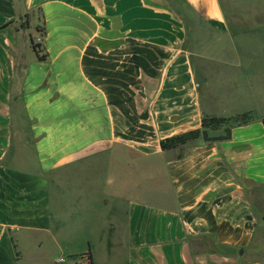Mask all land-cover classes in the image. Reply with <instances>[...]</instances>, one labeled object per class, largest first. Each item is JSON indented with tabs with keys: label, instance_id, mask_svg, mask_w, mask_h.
<instances>
[{
	"label": "crops",
	"instance_id": "crops-1",
	"mask_svg": "<svg viewBox=\"0 0 264 264\" xmlns=\"http://www.w3.org/2000/svg\"><path fill=\"white\" fill-rule=\"evenodd\" d=\"M245 13L236 37L221 0H0V264H264V113L161 147L264 106Z\"/></svg>",
	"mask_w": 264,
	"mask_h": 264
},
{
	"label": "trees",
	"instance_id": "trees-1",
	"mask_svg": "<svg viewBox=\"0 0 264 264\" xmlns=\"http://www.w3.org/2000/svg\"><path fill=\"white\" fill-rule=\"evenodd\" d=\"M29 19L30 15H26V20L21 24L22 28H27L29 25ZM37 31L40 33L41 37H45V27L39 26L37 28ZM32 47L34 51L37 54V57L40 61H46L48 56L47 53L43 51V46L41 42H35L34 40L32 41ZM243 117H246V114L243 115ZM239 117H217V116H208L205 115L203 118V124H202V130H195V131H190L172 138H168L166 140H163L161 142V147L164 151L166 150H172L180 146H185L190 143H193L197 141L198 139L202 138L205 142L208 141H223L227 140L231 137V128L234 125L237 124H242V123H247L249 121H252L254 118L252 116L249 117V120H246L244 122L238 121ZM264 123V117L262 119ZM229 122H235L231 126H228ZM223 127L225 128V133L224 135H220L217 137H213L209 135L210 130H218ZM90 260L92 259L91 254H89ZM92 264V262H91Z\"/></svg>",
	"mask_w": 264,
	"mask_h": 264
},
{
	"label": "rangeland",
	"instance_id": "rangeland-1",
	"mask_svg": "<svg viewBox=\"0 0 264 264\" xmlns=\"http://www.w3.org/2000/svg\"><path fill=\"white\" fill-rule=\"evenodd\" d=\"M175 1L178 4L180 2V0H175ZM221 3L223 6V9L225 11V14L227 16V19H228L229 23L231 24V27L235 30L236 37H244L246 34L244 29L247 28L249 26V24L255 20V18H253L254 20L249 21L250 16H248V14L245 13V10L248 8H253V7H260V6L264 7V0H221ZM257 81H258L257 86L262 87V90H264V80H255L253 83L255 84ZM260 81H262L263 83H260ZM239 97H241V96H239ZM255 97L256 96H253V100L250 101V103L252 102L253 105H256V104L259 105V107H256L255 110H248L245 112H233V114L231 116H228V117H239L238 121L244 122L246 120H249L250 116H252L253 118H257L260 115H262L264 113L263 102L261 100H259V102H257L256 100H254ZM241 98H242V101L238 103L236 108H238L239 110H241V109L246 110L245 106H244L246 103L243 101L244 97H241ZM244 114H246V117H243ZM217 117H225V116L221 115V116H217ZM234 123L235 122H229L228 126H231ZM225 128L226 127H223L221 129L213 130V131H218L217 133L220 134L223 132V130H225ZM224 133H225V131L223 132L222 135H224ZM15 138L18 139L17 132L15 134ZM82 241H84V240H77L76 242L80 243Z\"/></svg>",
	"mask_w": 264,
	"mask_h": 264
},
{
	"label": "built area",
	"instance_id": "built-area-1",
	"mask_svg": "<svg viewBox=\"0 0 264 264\" xmlns=\"http://www.w3.org/2000/svg\"><path fill=\"white\" fill-rule=\"evenodd\" d=\"M42 40L40 39L39 42H41ZM59 262H63V259H60Z\"/></svg>",
	"mask_w": 264,
	"mask_h": 264
}]
</instances>
